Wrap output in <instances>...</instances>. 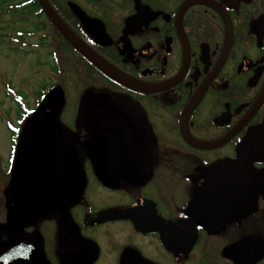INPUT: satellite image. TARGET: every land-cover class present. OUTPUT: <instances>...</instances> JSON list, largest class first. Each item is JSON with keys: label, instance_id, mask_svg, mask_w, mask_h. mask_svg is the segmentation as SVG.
Wrapping results in <instances>:
<instances>
[{"label": "flooded vegetation", "instance_id": "1", "mask_svg": "<svg viewBox=\"0 0 264 264\" xmlns=\"http://www.w3.org/2000/svg\"><path fill=\"white\" fill-rule=\"evenodd\" d=\"M48 1L136 88L74 49L32 0L54 46L101 87L71 99L56 84L59 106L37 95L29 116L7 122L0 258L264 264V0Z\"/></svg>", "mask_w": 264, "mask_h": 264}, {"label": "rangeland", "instance_id": "2", "mask_svg": "<svg viewBox=\"0 0 264 264\" xmlns=\"http://www.w3.org/2000/svg\"><path fill=\"white\" fill-rule=\"evenodd\" d=\"M4 16L2 19L3 29L0 33L12 35L11 38L2 39L0 42V157L8 155L10 150V134L5 126L8 121L16 120L15 112L18 107L14 101L17 94L25 96V102L30 107L37 100V93L41 91L40 85L43 83L47 87L50 85L64 84L66 91L71 99L76 96V92L80 93L89 86L101 87V82L83 75L79 68L76 69L72 59L66 61V56L61 47L54 46L51 39H55V34L51 30L36 32L21 38L15 35L17 31H34L38 25L35 23L20 24L17 18L20 15ZM16 17V18H15ZM14 31H12V30ZM47 37L48 42L43 45L40 40ZM26 39V40H25ZM58 53L62 61L61 74H55V64L52 60V52ZM47 64V62L51 63ZM78 70V71H77ZM83 73V74H82ZM100 84V85H99ZM40 87V88H38ZM51 89V88H50ZM49 89V90H50ZM0 158V159H1ZM4 158L2 160H4ZM2 164H4L2 162ZM0 171H2L0 169ZM2 172H0L1 184Z\"/></svg>", "mask_w": 264, "mask_h": 264}, {"label": "water", "instance_id": "3", "mask_svg": "<svg viewBox=\"0 0 264 264\" xmlns=\"http://www.w3.org/2000/svg\"><path fill=\"white\" fill-rule=\"evenodd\" d=\"M42 9L47 14L50 21L53 25L60 31V33L82 54H84L92 63L100 69L103 73L109 76L111 79L116 82L122 84L123 86L136 88L132 84V80H130L127 76L113 68L111 65L106 63L104 60L98 58L89 48H87L84 44H82L78 38L65 26V24L60 20L58 15L53 10L52 6L49 4L47 0H39ZM63 102V91L58 89L54 91L46 100V107L52 108L59 106ZM24 149L19 157V166L22 164H26L29 168V159H23ZM25 166V165H24ZM22 250H12L9 254L6 255V258L0 261V264H15L18 257L22 255Z\"/></svg>", "mask_w": 264, "mask_h": 264}, {"label": "trees", "instance_id": "4", "mask_svg": "<svg viewBox=\"0 0 264 264\" xmlns=\"http://www.w3.org/2000/svg\"><path fill=\"white\" fill-rule=\"evenodd\" d=\"M41 9L39 5L36 4H32L31 5V0H0V25H2V19L4 16H9V18H14V17H10L12 15H20L23 16L22 18H17L16 21L20 24H28L30 25L31 23H35L34 21H37L36 19H41ZM36 14L35 19L31 20V17L34 16ZM16 18V17H15ZM39 28L41 30H44V26L43 24L39 25ZM12 30V29H11ZM1 31H5L3 29V27L0 26V32ZM14 31V30H12ZM20 35H22L21 38H25V34L27 32L25 31H19ZM19 34L17 36H19ZM5 38H11V35L9 34H5V33H0V42L2 39ZM42 85H44L43 83L40 85V87H42ZM38 87V88H40ZM41 92V91H40ZM40 92L36 94L38 96H40ZM43 92V91H42ZM21 95V94H20ZM21 96H23L25 98V96L22 94ZM21 112V110H20Z\"/></svg>", "mask_w": 264, "mask_h": 264}, {"label": "bare ground", "instance_id": "5", "mask_svg": "<svg viewBox=\"0 0 264 264\" xmlns=\"http://www.w3.org/2000/svg\"><path fill=\"white\" fill-rule=\"evenodd\" d=\"M48 1V0H47ZM35 17H36V14H35ZM27 115L29 116V113H23V114H21V113H17L16 114V119H19V118H25V117H27Z\"/></svg>", "mask_w": 264, "mask_h": 264}]
</instances>
